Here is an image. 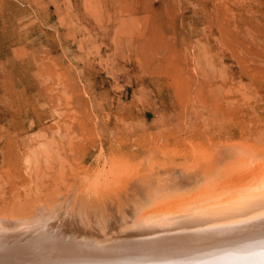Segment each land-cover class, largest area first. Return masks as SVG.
<instances>
[{"label":"rangeland","instance_id":"obj_1","mask_svg":"<svg viewBox=\"0 0 264 264\" xmlns=\"http://www.w3.org/2000/svg\"><path fill=\"white\" fill-rule=\"evenodd\" d=\"M230 144L264 153V0H0V221L38 217L28 244L140 237Z\"/></svg>","mask_w":264,"mask_h":264},{"label":"bare ground","instance_id":"obj_2","mask_svg":"<svg viewBox=\"0 0 264 264\" xmlns=\"http://www.w3.org/2000/svg\"><path fill=\"white\" fill-rule=\"evenodd\" d=\"M238 145L241 144L223 148L220 156L225 153L226 157H218L214 164L203 167L204 171L196 178L201 182L197 185L192 182V187L188 185L190 188L187 186L188 193L185 196H181L183 192L177 193L173 188L166 191L160 189L158 180L159 193L165 192V197L159 194L161 201L159 197L158 202L166 206L160 205L163 211H158L161 213L157 216L154 212L159 210V204L154 198L158 195L153 194V197L151 194L150 201L154 202V206L143 213L149 214V217L154 216V225L149 220V226L140 221L134 225L130 223L134 226V229L131 227L134 231H145L140 237L127 235V230L124 229V232L101 237L98 243L88 239L74 243L71 239L60 237L57 231L53 233L52 228L49 231L55 235H49L48 231L46 242H39L41 240L35 237L28 244L22 231L10 227L12 224L33 223L38 217L20 220L19 223L8 218L2 223L0 221V264H261L264 253V208L260 207V200L264 198V153H255L248 150L249 147L246 149ZM240 154L247 157L237 159ZM257 159H262V162ZM221 162L223 165L218 166ZM232 163L234 167L237 166L236 169L231 167ZM205 171L214 174L209 178L205 176L208 173ZM155 177L146 175L141 181L144 179L151 183ZM190 177L193 174L187 178ZM204 177L209 180L205 182ZM154 183L149 188H153ZM170 192L175 195H170ZM184 197L186 202L183 201ZM179 200L181 203L171 208L170 205ZM40 212L44 211L40 208ZM170 212H176L173 215L181 219L166 218L163 221L160 216L169 217L172 215ZM139 226L142 227L135 229ZM9 229L13 232L12 235L7 234ZM142 238L146 241V247L139 251V261L135 262L136 253L128 248L142 241Z\"/></svg>","mask_w":264,"mask_h":264},{"label":"snow or ice","instance_id":"obj_3","mask_svg":"<svg viewBox=\"0 0 264 264\" xmlns=\"http://www.w3.org/2000/svg\"><path fill=\"white\" fill-rule=\"evenodd\" d=\"M260 207L264 208V198L260 200ZM261 264H264V253H262Z\"/></svg>","mask_w":264,"mask_h":264}]
</instances>
